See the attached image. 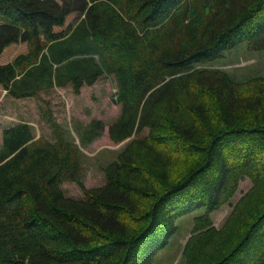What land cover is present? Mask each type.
Returning a JSON list of instances; mask_svg holds the SVG:
<instances>
[{
	"label": "trees",
	"instance_id": "obj_1",
	"mask_svg": "<svg viewBox=\"0 0 264 264\" xmlns=\"http://www.w3.org/2000/svg\"><path fill=\"white\" fill-rule=\"evenodd\" d=\"M71 9L0 0V55L20 39L29 46L0 64V85L21 99L114 77L122 112L110 137L134 138L103 168L105 184L87 189L86 154L50 112L53 141L26 122L5 129L0 264H153L176 222L198 210L185 264H264V77L210 68L241 44L264 51V0H89L56 31ZM246 179L252 187L217 228L212 213ZM65 182L85 198L67 197Z\"/></svg>",
	"mask_w": 264,
	"mask_h": 264
},
{
	"label": "rangeland",
	"instance_id": "obj_2",
	"mask_svg": "<svg viewBox=\"0 0 264 264\" xmlns=\"http://www.w3.org/2000/svg\"><path fill=\"white\" fill-rule=\"evenodd\" d=\"M67 2L72 7L68 12L63 26L56 27V31L66 29L78 21L82 8L89 0H59ZM9 23V18L0 15V25ZM29 51L27 41L20 39L8 45L0 55V64L13 62L15 58ZM210 68L227 72L235 81H246L253 77H264V51H251L246 44L237 46L225 56L212 64ZM116 81L114 77L102 76L91 85L81 88L79 94L74 88L55 87L42 90L33 97L15 98L0 85V149L3 144V131L16 124L26 122L33 127L36 138L45 137L55 140L53 128L49 121L52 114L65 133L75 140L86 154L84 160V183L87 189H94L105 184L106 178L103 168L115 161L118 154L134 138L115 143L110 137V129L122 112V107L115 103ZM93 121H100L97 130L100 136L92 142L85 140L87 130ZM144 131L141 136H145ZM90 136V135H88ZM84 138V140H83ZM84 142H83V141ZM252 187L249 179L241 182L235 197L229 204L219 211L212 213L214 226L220 228L237 201ZM62 189L67 197L83 199L85 195L81 187L75 182H65ZM203 210L194 211L180 218L178 227L169 243L156 255L153 264H185L182 258L183 248L191 235L194 219Z\"/></svg>",
	"mask_w": 264,
	"mask_h": 264
}]
</instances>
